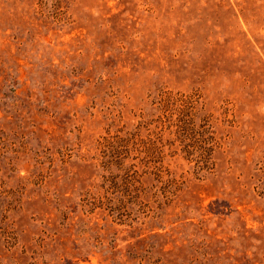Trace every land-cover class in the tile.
<instances>
[{
  "label": "rangeland",
  "instance_id": "obj_1",
  "mask_svg": "<svg viewBox=\"0 0 264 264\" xmlns=\"http://www.w3.org/2000/svg\"><path fill=\"white\" fill-rule=\"evenodd\" d=\"M0 264H264V0H0Z\"/></svg>",
  "mask_w": 264,
  "mask_h": 264
},
{
  "label": "trees",
  "instance_id": "obj_2",
  "mask_svg": "<svg viewBox=\"0 0 264 264\" xmlns=\"http://www.w3.org/2000/svg\"><path fill=\"white\" fill-rule=\"evenodd\" d=\"M180 101L184 104H190V102L194 104L198 100L195 99L191 101V98H180ZM194 108L195 106L187 108V113L183 110L181 118L177 122L170 119V123L171 126L177 127V130L174 131L175 134L178 132L184 136L183 141L188 140L186 143H181L183 152L188 155L199 154L200 158H203V161H207L209 155L214 150L215 141L213 135H210V130L209 127H207V124L203 123L199 127H196V113L193 111ZM204 121H207V116H205Z\"/></svg>",
  "mask_w": 264,
  "mask_h": 264
}]
</instances>
